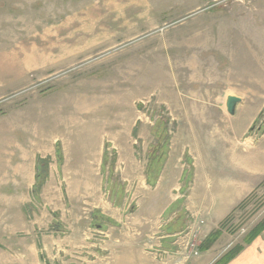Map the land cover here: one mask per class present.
I'll use <instances>...</instances> for the list:
<instances>
[{"label":"rangeland","instance_id":"rangeland-1","mask_svg":"<svg viewBox=\"0 0 264 264\" xmlns=\"http://www.w3.org/2000/svg\"><path fill=\"white\" fill-rule=\"evenodd\" d=\"M164 130L171 173L154 188L144 168ZM254 152L257 182L233 199L216 180ZM262 154L264 0H0V264H213L264 217ZM38 156L50 162L36 196ZM188 160L213 176L188 186L226 195L190 199L207 220L174 235L167 255L156 221L171 186H187L176 182ZM116 180L120 207L108 200ZM210 227L222 232L202 258L193 251Z\"/></svg>","mask_w":264,"mask_h":264},{"label":"crops","instance_id":"crops-1","mask_svg":"<svg viewBox=\"0 0 264 264\" xmlns=\"http://www.w3.org/2000/svg\"><path fill=\"white\" fill-rule=\"evenodd\" d=\"M85 153H90L89 158L94 155V149L93 146L90 147H83ZM106 150H107V145L104 144V148L102 146V148L98 151V155H94L96 157H98L99 160V164H100V172L103 175L106 171V166L104 167V164H106ZM169 152L166 155V159L167 156L170 158V154L171 151L168 150ZM252 152V151H250ZM105 154V155H104ZM86 155V154H85ZM264 156V154H262ZM165 159V161H166ZM193 159V157H192ZM163 163V166L161 168V171L159 173V176L156 180V182L154 183V185H150L153 186L154 188H157L161 182L163 180H167L168 179V175H170L171 171H169L168 169H171V166L167 165L170 163V161H166ZM189 161V160H188ZM63 164V162H62ZM147 166V165H146ZM212 166H209L208 169H212ZM108 168V176L110 175V170L109 167ZM259 176H264V166H259ZM146 169V167L144 168ZM182 170L178 172V177H177V182L176 185H179L183 180L184 177L186 178V183L187 186L185 187L184 190L181 189V191H177V187L176 186H171V194L172 195V199H170L169 204L163 209V211L160 213V215L163 216V219L165 220L162 224L161 220L158 219L156 222V232H157V243L160 244V248L163 249V252L167 255L170 254H174L175 252H178V239L180 237V235H178V237H176L175 239L172 238L174 237V235H176L177 233H179L180 231L184 230L186 228V232L184 234L187 233V230L190 226H192L195 222L197 218H203L204 221H206L207 219H205L203 216V214L205 215L204 211H198V210H194V208L192 207V204L189 202L190 199L195 198V196H197L200 200H216L217 198H223L226 194L223 193H218V192H214L212 190H205V191H197V193L195 192V190L192 189V186H188V180L189 181V185H196V184H200V183H212V171L208 170V169H203V167H198L197 163L193 160H190L188 163H184L182 165ZM233 172L231 173L233 178L229 179L227 177V179L224 180H216L217 182H221L222 184H233V189H234V193L232 194V198L233 199H242L244 198L247 194H249L253 188V186L256 184L257 182V177H258V161H257V157L255 155V152L252 155H249V160L248 163L246 165V163L244 162H234L233 166H232ZM189 170V172H188ZM211 171V172H210ZM187 174V176H186ZM144 175H145V170H144ZM225 176V171L224 170H218L216 171V177H224ZM109 179V178H108ZM143 182L146 183L147 185H149L146 182V177H143ZM115 183H119L122 185H125L124 182L116 180L113 183H111L108 187V200L110 202H114V192L112 191V185H114ZM245 184V185H244ZM248 184V186L246 185ZM238 185V187L236 186ZM241 185V186H239ZM212 189V188H210ZM179 190V189H178ZM124 191V190H123ZM104 192V191H103ZM124 195V194H123ZM230 196L228 195V198ZM197 199V198H196ZM178 200H181V203L179 204L180 206V210L183 214V221H184V227L182 230H178L175 233H168L165 230V226L172 220H175L176 212L173 213L171 218L167 217V212L169 211V215L171 214V206ZM107 200H105L106 203ZM113 205L115 207H120L122 205V202H120V204H116L115 202L113 203ZM135 209V208H134ZM133 209V210H134ZM95 213H92L93 217L99 216L98 214H101L100 211H97L98 209L95 208ZM133 210H130L131 212H133ZM188 211L190 212L191 215V219L188 223ZM129 212V213H131ZM154 216V215H153ZM206 216V215H205ZM107 219H109L110 221H112V226H119L120 222L117 221L116 219H113L114 217H108L106 216ZM170 220V221H169ZM212 225V224H211ZM209 226V225H208ZM212 227H210V229L208 231H206L205 235H207L210 231H211ZM185 231V230H184ZM172 238V240L169 241V238ZM177 243V245H176ZM173 247H172V246ZM209 251H199V254H201L200 256L202 258H204L203 256H205V254H207ZM207 259V258H206ZM205 260V259H204ZM211 258L208 257L207 261L204 264H209L211 263ZM226 264H264V230L262 232H260L258 235H256L249 243H243L242 244V248L239 250V252L233 257L231 258Z\"/></svg>","mask_w":264,"mask_h":264},{"label":"trees","instance_id":"trees-1","mask_svg":"<svg viewBox=\"0 0 264 264\" xmlns=\"http://www.w3.org/2000/svg\"><path fill=\"white\" fill-rule=\"evenodd\" d=\"M157 133L160 130L159 127L156 128ZM166 131H163V135L161 138H159L157 145L153 148L152 154L148 158V163L145 169V175H146V182L149 185H154L156 182L159 173L161 171V168L163 166V163L166 159L167 155V144L164 142L163 137L166 136ZM159 134V133H158ZM160 136V135H159ZM161 152L160 156L156 155L155 152ZM56 158L57 162L60 164L62 161V155L60 152L59 145L56 146ZM50 162V157H40L38 156L36 158V175H35V185H34V191L33 194L37 196V192L41 189L45 181L48 177V166ZM264 181V180H263ZM123 185L119 183H115L112 185V191L114 192V202L118 205L120 204V201L123 197ZM245 200V199H244ZM243 200V201H244ZM181 203V200L176 201L170 208V210L175 209L179 204ZM183 214L178 213L175 217V220L170 221L166 226L165 230L168 233H175L178 230H182L184 227V221H183ZM112 222V221H111ZM223 222V221H222ZM264 230V217L249 231V233L244 238V243H249L256 235H258L260 232ZM222 229L219 227L218 229H215L211 233H209L206 238L199 244V250L203 251L208 249L212 243L217 239V237L221 234ZM175 239V237H172ZM172 238H169V241L172 240ZM242 248V246L238 245L236 248L230 250L226 255H224L221 259L217 260L213 264H226L231 258H233L239 250Z\"/></svg>","mask_w":264,"mask_h":264},{"label":"water","instance_id":"water-1","mask_svg":"<svg viewBox=\"0 0 264 264\" xmlns=\"http://www.w3.org/2000/svg\"><path fill=\"white\" fill-rule=\"evenodd\" d=\"M239 102V98L237 97H234V96H230L226 99V103H225V106H226V111L229 113V114H234L235 112V107H236V104Z\"/></svg>","mask_w":264,"mask_h":264},{"label":"built area","instance_id":"built-area-1","mask_svg":"<svg viewBox=\"0 0 264 264\" xmlns=\"http://www.w3.org/2000/svg\"><path fill=\"white\" fill-rule=\"evenodd\" d=\"M193 246H194V245H193V244H191V247H193ZM193 253L198 255V254H199V251H198V249H195V250L193 251Z\"/></svg>","mask_w":264,"mask_h":264}]
</instances>
